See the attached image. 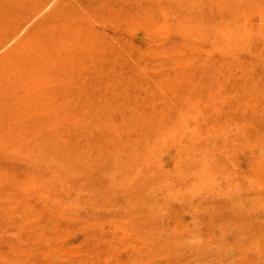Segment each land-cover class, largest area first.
Returning a JSON list of instances; mask_svg holds the SVG:
<instances>
[{
	"label": "rangeland",
	"instance_id": "rangeland-1",
	"mask_svg": "<svg viewBox=\"0 0 264 264\" xmlns=\"http://www.w3.org/2000/svg\"><path fill=\"white\" fill-rule=\"evenodd\" d=\"M176 19L184 60L142 61L70 127L0 101V264H264V0H187Z\"/></svg>",
	"mask_w": 264,
	"mask_h": 264
},
{
	"label": "bare ground",
	"instance_id": "bare-ground-1",
	"mask_svg": "<svg viewBox=\"0 0 264 264\" xmlns=\"http://www.w3.org/2000/svg\"><path fill=\"white\" fill-rule=\"evenodd\" d=\"M186 1L187 0H0V50L3 49V51L0 52V101H7L10 104V106L13 108V110L17 111V112H20L23 106H25L26 108L34 107L36 110H38V105L41 104L42 110L47 109V114L50 118L51 124L57 125L60 127L61 126L70 127L72 125V122H73V117L76 114L75 112H78V113L80 112V113L85 114L91 110L90 104L92 102L94 103V101L96 99H101V98L105 97L106 95H109L110 93H115V91L118 88V84L120 83V81H122L125 78H129V76L131 75V72H134V70H136V68L140 64L143 63L142 61H145L149 65L150 64L160 65L163 63H169V62H171L172 59H173L172 60L173 62H179L180 63L182 61L183 58L181 57V48H180L181 45H179L176 42L175 37H177L178 33L182 34L184 32V30H186L185 28H186V25H188V24H186L185 19H183V20L176 19L174 21H171L170 18L172 16L173 11H175L176 9H182L183 8V5L186 3ZM17 4L21 8L16 9L15 7ZM137 27H143L145 29L146 35L144 38H141L138 35V33L136 31ZM200 33H202L203 35L199 34L197 36V38L204 41V39L206 38V37H204L206 32L201 31ZM155 36H156V39H154ZM215 41H217V40H215ZM218 45L219 44H217V46ZM202 46H204V45H201V47ZM212 47H214V46H212ZM244 48L246 49V47H244ZM251 50H252V48H251ZM241 54H242V52H241ZM204 55L202 56V58L206 57ZM226 58H224V59H226ZM215 65L217 66V64H215ZM215 65H213V66H215ZM258 70H259V68L257 69V71ZM208 71H206V72H208ZM206 72H204V73H206ZM240 72L242 73L241 70H240ZM204 73H203V75H204ZM259 73H261V71ZM190 74H191V72H190ZM199 80H200V78H199ZM197 82H199V81H197ZM211 82H212V80H211ZM209 83H210V81H209ZM239 83H241V82H239ZM212 85H214V84H212ZM224 91H226V90H224ZM224 91L222 93H224ZM167 92H170V91H167ZM248 94H250V93H248ZM228 95H230V94H228ZM217 97H218V95H217ZM233 97H235V96L233 95ZM233 97L231 96V98H233ZM228 98H229V96H227V99ZM261 98H264V97H261ZM155 99H156V97H155ZM239 99H241V98H239ZM115 100H117V99H115ZM230 101H231V99H230ZM233 101H234V99H232V102ZM236 101H240V100L237 99ZM236 101H234V102H236ZM112 103H113V101H112ZM241 103H242V101H241ZM225 105H227V104H225ZM232 105H234V104H232ZM181 106H183V105H181ZM252 107H254V106H252ZM227 109H230V107ZM231 109H232V107H231ZM165 110H166V108H165ZM178 110H180V109H178ZM35 113H38V112L35 111ZM35 113L33 112V116L36 117L37 115ZM183 116H184V114H183ZM185 117H186V115H185ZM229 118L231 119L230 116H229ZM183 119H185V118H183ZM77 120H78V118H77ZM246 120H248V119H246ZM232 121H233V119H232ZM169 122H173V121H169ZM217 122H219V121L217 120ZM89 123H91V122H89ZM250 123H252V122H250ZM187 126H188V124H187ZM232 126H233V124H232ZM253 126H255V125L253 124ZM216 127H217V125H216ZM235 127H236V125H235ZM71 128H73V127H71ZM197 128H198V126H197ZM259 128H261V127H259ZM188 129H190V126ZM257 129H258V127H257ZM195 130H196V128H195ZM161 132H162V130H161ZM250 132H251V130H250ZM193 133H197V132H193ZM201 133H203V132H201ZM225 135L226 134H224V136ZM192 136H193V134H192ZM219 137H221V136H219ZM251 137H253V136H251ZM193 139H194V137H193ZM254 139H256V138H254ZM249 141H250V139H249ZM153 142H155L154 139H153ZM180 142H182V141H180ZM169 143H171V142H169ZM149 144H151V139H150ZM8 145H10V144H8ZM37 146H40V145H37ZM158 146H161V145L158 144ZM249 147H251V146H249ZM108 148H110V147H108ZM227 148H229V147L227 146ZM47 149H49V148H47ZM224 153L225 152H223V154ZM92 154H94V153H92ZM158 154H160V153H158ZM162 160H164V159H161V161ZM228 161H229V159H228ZM193 165H195V164H193ZM165 168H167V167L165 166ZM193 171H195V170H193ZM262 172H260V173H262ZM118 177H117V180H118ZM235 180H236V178H235ZM242 183L244 184V182H242ZM174 184L175 183H173V185ZM169 186H171V185H169ZM253 187L256 189L255 185ZM155 188L157 189V187H155ZM257 188H258V186H257ZM261 190H264V189L262 188ZM6 191H8V190H6ZM169 191H171V190H169ZM156 194H154V195H156ZM259 194L261 195V192ZM246 197H248V196H246ZM118 198H119V196H118ZM239 201H241V200H239ZM243 201H244V199H243ZM26 205H27V203H26ZM168 207H171V206H168ZM214 207H216V206H214ZM198 208H200V207L198 206ZM186 209H187V206H186ZM151 210H153V209H151ZM211 210H212V208H211ZM164 211L165 210H163L162 212L165 215ZM197 211H198V209H197ZM165 217H167V216H165ZM177 218H179V217H177ZM168 219H170V218L168 217L167 220ZM44 220L45 219H43V221ZM197 220H199V218ZM197 220H195V221H197ZM173 221H172V223H173ZM167 222H169V220ZM166 225H168V224H166ZM166 225H165V227H166ZM173 225L175 226V224H173ZM232 225H233V223H232ZM168 228H169V226H168ZM165 229H167V228H165ZM89 231H91V230H89ZM92 231H94V230H92ZM70 232H72V231H70ZM120 232L121 231H119V233ZM149 232H150V230L148 231V233ZM151 232H152V230H151ZM151 232H150V234H151ZM87 233H88V231H87ZM89 233H88V235H89ZM198 233H199V231H198ZM242 233H244V232L242 231ZM200 234H202V233H200ZM99 235H100V233H99ZM66 238L64 240L65 242L67 241V239H69V238H67V239ZM83 238H85V236ZM72 241L73 240H71V242ZM199 241H200V239H199ZM195 242H198V241L195 240ZM158 244L161 245L160 243H158ZM244 245H245V243H244ZM38 249H40V248H38ZM120 252H121V250H120ZM162 253H164V252H162Z\"/></svg>",
	"mask_w": 264,
	"mask_h": 264
}]
</instances>
